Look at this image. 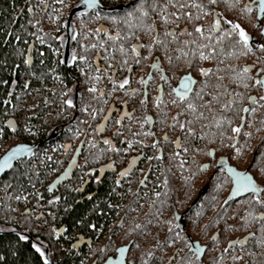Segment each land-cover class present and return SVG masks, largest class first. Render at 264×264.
<instances>
[{
  "label": "flooded vegetation",
  "instance_id": "1",
  "mask_svg": "<svg viewBox=\"0 0 264 264\" xmlns=\"http://www.w3.org/2000/svg\"><path fill=\"white\" fill-rule=\"evenodd\" d=\"M37 1L11 0L15 11L9 20L0 19V67L7 68V58L14 67L9 74H0V147L5 143L0 161L11 154L0 169V235L28 243L37 255L39 247L49 264H57L55 253L57 259L68 257L65 264H104L107 259L117 261L121 254L124 260L118 264H264V204L253 200L257 195L264 201V191L237 190L233 175L244 173L264 189V86L255 83L264 77V71H258L264 68V51L257 47L264 45L260 0H216L211 5L208 0H195L206 6V15L195 8L178 7L193 0H97L100 6L91 9L82 5L83 0H63L69 6L51 28H44L42 18L34 19L32 4ZM44 1L42 17L50 5L59 3ZM129 12L131 17L126 15ZM28 16L34 19L32 28H25ZM165 17L171 23H165ZM215 20L220 21L219 27L210 32ZM228 21L254 38L251 52L245 54L235 44V34L218 42L220 33L231 30ZM197 25L203 38L194 31ZM109 36L116 39L109 40ZM100 42L106 48H100ZM92 44L97 48L91 49ZM200 44L214 51L201 49ZM201 51L210 58L200 59ZM80 55L86 61H80ZM244 67L250 69L247 74L230 78L238 84L234 87L226 88L221 79L215 82L213 78L217 68L230 74ZM97 75L98 80L94 79ZM125 78L128 84L121 89ZM92 87L97 91L90 92ZM230 93L235 102L226 107ZM168 97L174 98L177 109L164 116L160 139L151 141L150 130L156 125L152 103H163L164 109ZM190 97L195 100V112L187 108ZM69 99L71 107L63 102ZM129 117L138 120L129 125ZM77 121L82 133L74 142L71 132ZM176 126L178 131L171 138ZM167 127L173 128L170 135ZM233 128L240 131L233 132ZM132 136L138 139L130 140ZM168 139L171 145H166ZM35 144L30 151H13ZM77 148L71 177L52 186ZM57 149L61 156H56ZM104 149L113 153L93 157ZM15 166L31 169L36 178L8 182ZM163 166L172 169V186L174 180L177 184L174 197L165 203ZM76 172L82 177L74 189L79 195L76 202L93 200L96 207L105 209L97 225L90 223V231L72 230L57 220L59 190L70 185ZM156 229L163 230L156 242L160 252L146 247L156 239ZM167 231L173 232L172 239ZM46 233L53 242L41 237ZM171 243L176 246L167 248Z\"/></svg>",
  "mask_w": 264,
  "mask_h": 264
},
{
  "label": "trees",
  "instance_id": "2",
  "mask_svg": "<svg viewBox=\"0 0 264 264\" xmlns=\"http://www.w3.org/2000/svg\"><path fill=\"white\" fill-rule=\"evenodd\" d=\"M11 0H0V19L1 18H7L9 20V15L11 16V13L15 11L16 8V4L14 2H10ZM27 19H24V23ZM25 28L26 25H25ZM2 50L0 49V54H1ZM8 55H11V53L9 52ZM7 62H8V66H6L7 68H5L4 66L0 67V74L3 76L4 74H9L12 69H14L13 65H11V59L7 58ZM14 62V61H13ZM219 69V68H217ZM241 69H235L233 70L230 74H226L225 68H220L219 69V73L221 74V81H223V83L220 81V84H222L224 87H228V86H236L238 84H236V82H234L233 80L230 82V78L236 79L239 78L241 76H238V73H241ZM230 82V83H229ZM236 84V85H235ZM203 91L200 90L197 93L201 94ZM198 98L200 99V97L198 96ZM189 103L191 104H195V100L193 97L189 98ZM155 109H156V113L154 116V122L156 123L157 129L163 131V119L164 116L166 115V117L168 118V115L171 114L170 111H168L166 108L163 109V103H158V105H155ZM177 106H174L173 110H176ZM122 110V109H121ZM112 124L115 125V122H113ZM113 128V127H111ZM81 129V124L77 121L73 123V127H72V132H71V140L74 139V131H80ZM173 128H168V134L170 135L172 132ZM109 132H111L109 130ZM107 132V133H109ZM125 134L129 133L128 129H125L124 131ZM64 132L62 133V135H60L61 137H63ZM120 138H118L119 140ZM163 140V139H162ZM74 141V140H73ZM75 142V141H74ZM166 145H171L170 143V139H168L167 144ZM60 149H57L56 154L58 153ZM104 149V153L103 154H94L93 157L94 158H100V157H108L109 155H111L113 153L112 150H110L108 153H105ZM58 156H61V154H59ZM57 156V157H58ZM169 163H171V161H169ZM163 173L166 176V180H165V184L163 186V203H165L166 199H171L173 198V190L174 187L172 186V169L169 168V166H163ZM167 167V168H166ZM79 172V171H78ZM76 172L71 180V182L74 179H78L79 178V174ZM8 177V182H13V183H19L20 181L22 182H32L36 177L34 175V172L30 169L26 170V167L24 168H20L15 166L14 169L9 173ZM77 187L75 186L73 189L69 188V186L66 187H62L60 188V200L59 202L56 203V208L58 210L57 212V220L59 221H65L67 226L69 227V229H74L75 227H80L81 229L84 228L85 230L90 231V223H94L95 225L98 224V220L101 218L102 215L105 214V209L104 207L100 208V207H96V205H94L93 200L91 201H87V200H83L82 202L77 201L79 195L75 193V190ZM95 186L92 187V189H94ZM166 194V195H165ZM101 198L100 197V203H101ZM76 202V203H75ZM175 203V200L174 202ZM71 205V208L69 209L68 206ZM94 206V207H93ZM171 231L168 232V235L170 236V239H172L171 237ZM42 238L46 239L49 242H53L54 238L52 236H50L48 233H46V235H42ZM157 248L161 247L160 244H157ZM57 254H54V261L57 264H65L66 261L68 260V257L65 256L63 258H59L57 259ZM0 257H3V259H0V264H45L46 259L43 257V255H41V252L37 254H35L31 248H29V244L25 243V242H21L19 241V239H16L15 236H11V235H4L1 236L0 235ZM49 264V263H48Z\"/></svg>",
  "mask_w": 264,
  "mask_h": 264
},
{
  "label": "snow or ice",
  "instance_id": "3",
  "mask_svg": "<svg viewBox=\"0 0 264 264\" xmlns=\"http://www.w3.org/2000/svg\"><path fill=\"white\" fill-rule=\"evenodd\" d=\"M58 2H59V3H63V0H58ZM86 2H87L89 5H92V4L95 3V0H86ZM214 3H216V0H208V4H209V5L214 4ZM173 7H176V5H173ZM178 7H179L180 9H184L185 7H191V8L198 9L199 12H201V13H203V14H205V15L207 14L206 12H204V9H205L206 6H205L203 3H197V2H195V0H193V2L190 3V4H188V5H186V4H179ZM259 8H260V12H261L262 14H264V0H260ZM246 10L251 11V9L248 8L247 6H246ZM126 15H127L128 17H131L132 13L129 12V13H127ZM172 15H173V16H176L177 14H176L175 12H173ZM184 15L187 16L188 19H191V18H192L188 13H184ZM216 15H218V14H216ZM177 18H179V17H177ZM200 18H202V17H201V16H197V19H200ZM113 19H115V18H113ZM164 19H165V23H171V21H170L169 19H167L166 17H165ZM228 23L231 24V30H230V31H227V32H222V33H220L219 36H218V42H222V40H223L224 38H226V37H231V36H233V35L235 34L236 36H238V39L235 41V44H236V45H241V46L243 47V49L245 50V54H247L248 52H251L253 49H252V47L250 46V41L253 40L254 38H252V37H250L248 34H246L245 30H244L243 28H241L239 24H237V23H235V22H232V21H228ZM219 24H220V21H219V20H215V21L213 22V24L210 26L209 31H210V32H215L216 29L219 27ZM129 27H132V25L129 24ZM100 31H103V30L101 29ZM183 31H185V30H182V32H183ZM194 31H195L197 34H199V36H200L201 38H203L204 33H203V30H202V28H201L200 26L197 25V26L194 28ZM105 34H107V33H105ZM169 34H173V33H166V35H169ZM261 34L264 35V29H262ZM188 35H191V33H188ZM117 36H118V34H117ZM17 39H19V37H17ZM73 39H75V36L73 37ZM108 39H109V40H113V39H116V37L109 36ZM154 39H155V37H154ZM157 42H159V41H157ZM185 43H193V44H195L196 41H190V42L186 41ZM82 47H83V46H82ZM89 47H90L91 49H95V48H97V45H96V44H92V45H89ZM99 47H100V48H106V46H105V44H104L103 42H100ZM199 47H200L201 49H206V48H208L210 51H214V50L210 49L209 45L200 44ZM257 47H258L261 51H264V45H257ZM119 51H120L121 54H124V53L126 52V49H125L123 46H121V47L119 48ZM133 51H135V48H133ZM98 55H99V54H98ZM109 58H110V57L107 56V55L104 56V59H105L106 61L109 60ZM209 58H210V56H209V55H205V52H204V51H201V52H200V59L205 60V59H209ZM75 59H77V57L74 56V57H73V60H75ZM78 59H79L80 61H86V56H85V55H80V56L78 57ZM258 59H259V58H258ZM24 63H25V64L29 63V60H28V59H25ZM124 63H126V61H124ZM137 63H139V61H137ZM109 67H111L110 64H109ZM100 71H101V69H100L99 67H97V68H96V72L99 73ZM249 71H250L249 67H244V68L242 69L241 73H238L237 75H238V76H242L243 74H247ZM258 71H264V68H262V69H258ZM81 72H83V69H81ZM201 72H202V74L207 75V71H206V70L201 69ZM99 78H100L99 75H97L96 77H94V79H97V80H98ZM161 78L163 79L164 77H161ZM245 78H251V77H245ZM109 79L111 80V77H109ZM220 79H222V78H220ZM113 83H115V82L113 81ZM255 83L258 84V85H262V86H264V77L255 79ZM126 84H128V79H127V78H125V79L119 84V87H120L121 89H123L124 86H125ZM25 86H27V85H25ZM243 86H244V87H247L248 85H247V84H244ZM183 87L186 89V85H184ZM89 91H90V92H96L97 89H96L95 87H92V88L89 89ZM180 95H181V99H184V95H183V93H181ZM197 95L199 96V93H198ZM249 99H252V98L249 97ZM261 99H264V97H261ZM63 102H64L65 104H67L69 107L72 106V100H70V99H69V100H65V101H63ZM234 102H235V101H234V97H233V95L230 93V94H229V100L226 102L225 106H226V107H231V105H232ZM173 103H175V101H173ZM253 103H255V101H253ZM187 108H188L189 110H191L192 112H195V111H196L195 107H194L193 104H191V103H187ZM244 110L247 111V109H244ZM173 119H175V118H173ZM225 119H226V118H225ZM241 119H243V117H241ZM228 122L230 123V121H228ZM117 123H119V121H117ZM189 123H191V121H189ZM215 123H216L217 126H219V125L221 124V120L217 119V120L215 121ZM180 127H181V128H184V124H180ZM232 131H233V132H239L240 129H239V128H233ZM189 133H191V129H189ZM104 143H105V144H108L109 141H108V140H105ZM129 145L131 146V142H129ZM93 147H95V146L93 145ZM22 150H24V149H15V150H13V151L15 152V151H22ZM28 151H30V150H28ZM209 155H211V153H209ZM10 158H11V154H10L8 157H6L3 161H0V169H2L5 165H7L8 160H9ZM229 170L232 171L231 169H229ZM122 174H123V173H122ZM233 175L236 177V181H235V183H236V189H237V190H243V191H245V192L251 191V192L254 193V194H255V193H259V192H261V191H264V189H261V188L257 187V185L252 181V178H251L250 176H248V175H246V174H244V173H238V172H234ZM49 191H51V188L49 189ZM253 200H254L256 203H258V204H264V201H262V200L259 198V196H257V195H253ZM49 203H52V201H49ZM24 238H25V237H23V236L21 237V239H24ZM33 247H36V246L33 245ZM121 250H123V249H121ZM36 251H37V252H40L41 250H40L39 247H36ZM41 255H44V253L41 252ZM149 255H150V253H149ZM0 259H3V257H0ZM234 259H239V257H234ZM45 264H48V262L45 261Z\"/></svg>",
  "mask_w": 264,
  "mask_h": 264
},
{
  "label": "rangeland",
  "instance_id": "4",
  "mask_svg": "<svg viewBox=\"0 0 264 264\" xmlns=\"http://www.w3.org/2000/svg\"><path fill=\"white\" fill-rule=\"evenodd\" d=\"M32 5L36 9L34 19H36V18H42L43 19V22L45 24L44 25V28L45 27L46 28H51L52 27V23L57 19V17H59V15L64 14L65 10H67V7L69 6V2H67V3H64V2L63 3H56V6H54L53 4L50 5L51 9H49V12L44 17H42V15L44 14L43 9L45 7V1L44 0H38L37 1V4L33 3ZM53 7H54V9H52ZM33 20L29 16L27 17V20L25 21V25H26L27 28L28 27L29 28H32ZM220 75L221 74L219 73V70L218 69H215V71L213 72V78L215 79V82H219L220 81V78H219ZM122 96H123V94H121V97ZM173 101H175L173 97H168L167 99H164V102L167 105L166 108H167L168 111H171L174 106H177L176 101H175V103H173ZM204 101H205V104H206V107H207V108H205V110H207L208 109V103H206V99ZM33 102L34 101H31V103H33ZM128 102L130 104L132 103L130 101H128ZM134 105H135V103L133 102L131 106H134ZM31 108H32V110H31L32 113L31 114L35 113L36 111H34V107L32 106ZM151 108L153 110L152 111V114H153V116H155L156 109H155L154 103H152ZM138 113H139V110L135 111V115L134 116H138ZM136 120H138V119L137 118L134 119V118L129 117L127 121H128V124L129 125H133V123L135 124ZM137 128H139L138 125H137ZM177 131H178V126H176V128L172 132L171 138L175 137ZM150 132H151V134H150V139L149 140L154 141V140H159L160 139V136L162 134V131L159 130V129H157V126L156 125L153 126V129L150 130ZM81 133H82L81 131H75V133H74V136L75 137H74L73 140L78 139L80 137ZM140 136L141 135H139L138 137H140ZM134 137H136V136H132V138H130V140H132ZM138 137H136V140L138 139ZM7 140L11 141L12 139L10 140V138H7ZM4 146H5V143H2V146L0 147V151L3 150ZM59 151L56 154V156L59 155ZM81 179H82L81 174H79V178L78 179H74L70 183L69 188H72L73 189L75 186L79 185V182L81 181ZM173 184H174V187L176 188V185H177L176 184V180L173 181ZM175 203H176V201H175ZM170 228H171V223L168 222L167 229L170 230ZM156 231L158 232L159 230L156 229ZM153 233H154V230L152 229L151 230L152 236H154ZM158 233L156 235V239L153 240V242L151 243V245L150 246L149 245H146V247L148 246L149 248L150 247L152 248V252H160V250L158 251L159 248H157L158 246H157L156 242H159V240L163 236V230L160 231L159 235H158ZM151 239H152V237H151ZM175 246H176V243H171V244H168L167 248L169 247L170 249H173Z\"/></svg>",
  "mask_w": 264,
  "mask_h": 264
},
{
  "label": "water",
  "instance_id": "5",
  "mask_svg": "<svg viewBox=\"0 0 264 264\" xmlns=\"http://www.w3.org/2000/svg\"><path fill=\"white\" fill-rule=\"evenodd\" d=\"M83 4L85 5V8H88V9H91V8H93V7H98V6H100V4L97 2V0H95V3L92 4V5H89V4L86 2V0H83L82 5H83ZM72 12H74V10H72ZM72 12H71V13H72ZM37 145H38V144H35V145H33V146L29 147V148H25L24 151H27L28 149L33 150L35 147H37ZM79 151H80L79 148H77V150L74 152V154H73V156H72L70 162L68 163V165L66 166V168L64 169V171H63L62 173H60V174L56 177V179L54 180L52 186H55V187H56V185H57L58 183H61V182L65 181V180H67V179H69V178L71 177V174H72L73 171L75 170L76 160H77V156H78V154H79ZM252 181H253V180H252ZM123 260H124V255L121 254V255H119L117 261H116V259H115V260H113V259H107V260L105 261L104 264H118V263H116V262H118V261L123 262ZM113 261H114V262H113Z\"/></svg>",
  "mask_w": 264,
  "mask_h": 264
}]
</instances>
